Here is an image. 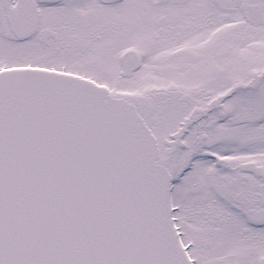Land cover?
<instances>
[{"label": "snow or ice", "instance_id": "snow-or-ice-1", "mask_svg": "<svg viewBox=\"0 0 264 264\" xmlns=\"http://www.w3.org/2000/svg\"><path fill=\"white\" fill-rule=\"evenodd\" d=\"M0 264H264V0H0Z\"/></svg>", "mask_w": 264, "mask_h": 264}]
</instances>
